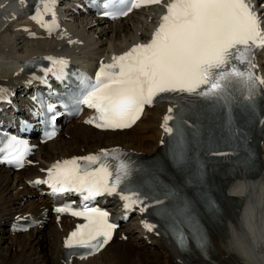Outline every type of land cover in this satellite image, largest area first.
<instances>
[{
  "label": "bare ground",
  "instance_id": "obj_1",
  "mask_svg": "<svg viewBox=\"0 0 264 264\" xmlns=\"http://www.w3.org/2000/svg\"><path fill=\"white\" fill-rule=\"evenodd\" d=\"M261 4L264 0H256L264 19ZM157 10H138L112 22L73 15L62 20L58 32H39L38 38L28 39L18 29L30 25L27 20L17 18L14 24L12 21L5 25L10 14L18 11L17 0H0V89L22 91L24 84L35 79L33 73L19 71L24 61L33 56L66 54L97 62L121 54L147 39L157 22ZM256 58L264 71V49ZM166 110L165 103L147 108L134 126L123 131H98L76 118L64 125L54 139L38 146L31 165L18 172L0 167V264H264L263 132L258 135L253 175L226 181L219 191L222 212H206L208 221L204 225L209 242L203 251L191 244L183 254L166 233L148 230L140 214L118 230L97 254L86 258L65 255V241L78 220L51 213L50 205L40 196L43 189L36 191L29 182L43 178L50 167L64 159L101 149L120 146L145 155L157 152ZM21 217L41 223L23 234L9 233L10 222ZM122 234L126 239L119 240Z\"/></svg>",
  "mask_w": 264,
  "mask_h": 264
},
{
  "label": "snow or ice",
  "instance_id": "obj_2",
  "mask_svg": "<svg viewBox=\"0 0 264 264\" xmlns=\"http://www.w3.org/2000/svg\"><path fill=\"white\" fill-rule=\"evenodd\" d=\"M42 3L43 11L49 12L55 0H42ZM160 3L161 0H105L103 15L112 18L127 16L134 8ZM113 8L117 10H109ZM32 18L38 20L35 16ZM38 22L49 32L56 27L42 20ZM259 48H264V19L252 0H173L167 5V14L162 17L151 41L114 56L111 64H102L94 81L83 77L81 95L72 102L77 107L83 104L95 109L103 122L97 123V127L120 129L131 127L140 118L144 107L152 105L162 94L196 95L227 104L230 92L243 88L248 92L246 98L252 100L257 86H264V78L253 71L254 52ZM45 59L51 61L57 78L62 80L68 62L63 58ZM237 64L244 65L246 70ZM52 71V68L47 69V72ZM53 110L54 106L49 105L48 111ZM173 112V108L168 109L169 114L164 117L162 125L168 134L173 133V128L168 126V122L174 119ZM87 122L92 123L91 120ZM176 135H182L179 125L176 126ZM16 152L19 162L27 148ZM82 159L91 165L97 164L100 158L88 156ZM50 172L54 192L86 193L84 199L88 200L104 193H116L118 186L130 176L131 169L121 163L115 174L106 164L89 171L81 169L73 159L54 165ZM121 199L127 201L126 209L139 204L144 205L139 208L143 212L148 207L135 193ZM56 211L68 209L57 208ZM72 215L84 217L87 223L79 225L78 230L70 234L65 241L67 249H85L84 255H92L108 244L116 225L108 222L107 212L85 207L84 211L72 212ZM145 227L151 230L154 225L146 224ZM172 231L178 245L184 249L187 237L182 229L173 224ZM196 243L203 251L206 237L201 233Z\"/></svg>",
  "mask_w": 264,
  "mask_h": 264
},
{
  "label": "rangeland",
  "instance_id": "obj_3",
  "mask_svg": "<svg viewBox=\"0 0 264 264\" xmlns=\"http://www.w3.org/2000/svg\"><path fill=\"white\" fill-rule=\"evenodd\" d=\"M152 250V249H151Z\"/></svg>",
  "mask_w": 264,
  "mask_h": 264
}]
</instances>
